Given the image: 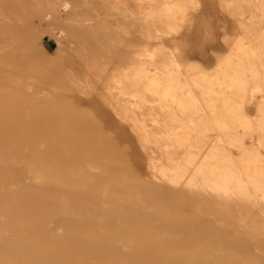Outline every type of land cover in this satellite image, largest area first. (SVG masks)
I'll use <instances>...</instances> for the list:
<instances>
[{"label": "rangeland", "instance_id": "obj_1", "mask_svg": "<svg viewBox=\"0 0 264 264\" xmlns=\"http://www.w3.org/2000/svg\"><path fill=\"white\" fill-rule=\"evenodd\" d=\"M61 1H67L70 9L58 8L55 12L60 6L56 0H0V62L4 69L0 65V73L18 70L19 76L28 75L25 79L33 86V91L20 90L18 96L0 95V116L5 110L16 112L17 118H37V111H42L43 115L41 122L34 119L31 125L27 123L20 131L12 132L15 137L1 120L0 141L5 140L0 142V150L3 148L0 154L5 152L3 156L7 160L13 155L9 150L29 151L28 156L25 154V163L17 160L7 167L13 166L10 173L21 176L15 181L14 189H28V195L32 196L31 184L35 181L32 167L40 166L46 171L41 170L45 182L54 181L49 176L57 177L58 173L69 192L70 202L61 209L72 206L76 212H81L83 203L76 201L77 198L85 201L92 212H97L92 192L103 184L118 193V198L106 199L108 209L122 215L147 214L144 209L136 211L131 204L136 189L118 179L130 176L140 185L142 197L155 205L150 211L151 219L160 225L154 227L156 230L153 226L147 227L146 231L153 230L156 236L165 235L163 231L174 227H167L157 216L173 215L180 224L175 230L191 229L197 234L201 230L211 232L229 245L234 264L251 263L257 258H262L264 263V233H252L254 229L264 230L259 227L263 223L264 195L255 203L244 184V181L263 182L259 175L264 174V133L259 126L257 108L264 107V74L260 61L251 54L240 53L245 40L236 24L240 22L238 13L242 12L246 18L242 24L253 32L250 38L264 39V18L256 15L254 20L248 21L257 2L201 0L202 6L195 11L188 3L175 9L170 0ZM151 25L164 36L159 41L145 42V31ZM205 27L210 36L207 39L202 35ZM182 38L188 42H183ZM233 38L235 42L230 45ZM162 45L182 46L189 60L207 68L192 73L189 80L197 95L208 94L207 112L212 121L201 115L198 106L177 87L181 82L175 84L173 99L161 98L167 85L163 83L164 77H179L168 65L169 58ZM252 73L258 82L252 80ZM118 74L130 82H116ZM155 77H159L160 89L157 92L144 89ZM239 85L251 93L247 100L241 97L243 90ZM34 92L43 93L47 99L37 98ZM47 100H56V108L47 104ZM176 102L184 103V112ZM25 109L29 112H22ZM22 141H25L23 149L3 145L6 142L21 145ZM31 160L35 164H31ZM64 166L70 173L89 174L93 178L88 181L82 176L66 177L68 172ZM91 166L93 170L87 169ZM181 173L184 178L179 179ZM172 177L178 182L175 187L169 184ZM74 180L88 183L86 187L77 186L78 195L72 194V188L76 187L72 185L76 184ZM0 181L8 182L7 179ZM47 189L57 190L51 184ZM1 192H4L0 197L4 210L0 220H5L13 213V198L6 195L11 192L8 184ZM228 198L229 203L225 202ZM40 205L37 199L35 206ZM222 205L227 207L222 209ZM41 213L48 216L46 236L66 238L71 235L83 240L89 237L90 228L72 226L63 211L45 209ZM241 213L246 217L240 219ZM130 229L132 238L152 235L142 226ZM100 235L112 239L115 233ZM6 236L10 238V232H6ZM126 253L138 252L130 246Z\"/></svg>", "mask_w": 264, "mask_h": 264}, {"label": "bare ground", "instance_id": "obj_2", "mask_svg": "<svg viewBox=\"0 0 264 264\" xmlns=\"http://www.w3.org/2000/svg\"><path fill=\"white\" fill-rule=\"evenodd\" d=\"M117 1L120 2V0H117ZM211 1L212 0H209V2H211ZM238 1L257 2L256 3L257 6H255L251 9L252 10L250 12L251 16H250L248 21L254 20V17H257V16L264 18V0H224V3L238 2ZM56 2L60 3V6L59 7L55 6L56 7L55 12H57L58 8H60L63 11H67L68 9H70V8H68L69 4L67 3V1L56 0ZM201 2H202L201 0H170L171 7L175 8V9H179L180 7H182V5L188 3L189 5H191V7L195 11L199 10ZM227 5H229V4H227ZM238 14H239L238 20L240 22L236 23V24H238V26H240V30L243 33V40H245L244 46H242V48L240 49L241 50L240 53L242 55L251 54L257 61H260V67L262 68V72L264 74V59H263V61L261 60L262 57H264V53L262 52V48L264 47V39L260 40V39H257L256 37L250 38V37H253V32L250 31V28L247 27V25L242 24V22L246 18L243 17L244 14L242 12H239ZM47 15H50V14L47 13ZM231 15H233V14H231ZM215 18H216V16H215ZM193 22H194V20H193ZM151 26H152L151 28H149V29H147V31H145V34H146L145 42L149 41L151 39L159 41V39L164 36V33L161 32L157 27H155L154 25H151ZM206 28L207 27L202 29V32H203L202 35L204 36V39L206 37L207 38L210 37L208 29H206ZM220 31H222V30L220 29ZM195 34H196V32H195ZM222 37H224V36H222ZM235 37H237V36H235ZM225 38H226V35H225ZM225 38H224V40H225ZM182 40H183V42H185V40H187V39L182 38ZM177 41H176V44L178 43ZM187 42H188V40H187ZM234 42L235 41L233 38L232 40H230V45H232ZM185 45H186V43H184L183 47ZM240 47H241V45H240ZM161 48L163 51L167 52V57L169 58V64L168 65L170 67H172L173 69H175V71H177V73L179 75V77H173V78L164 77L163 83H165L167 85H166V87H164L163 92H161L162 93L161 98L166 99V100L167 99H173L176 96L174 94L175 93L174 90H176L177 87H179V89L181 91L186 92L185 95L187 96V98H189L191 100V103H193L195 106H198L199 113L201 115H204L208 121H212V117H210L209 113L207 112L208 111L207 107L209 105L208 104V98H209L208 94L206 92H203L200 96L197 95L193 86L190 85V80H189V75H191L192 73H195L196 71H199V70H206L207 68H205L198 61L189 60L188 57H186V55L184 54V50H183L182 46L179 48L177 46L168 48L167 46L165 47L164 45H162ZM188 52H190V51H188ZM149 57H152V56H148V58ZM189 57H190V55H189ZM4 62L7 63L8 61L7 62L4 61ZM7 64H9V63H7ZM141 64L144 65L145 62L141 61ZM0 65L2 68L1 62H0ZM3 66L5 67L4 63H3ZM7 69H5V70H7ZM2 70H4V69L2 68ZM182 70L186 71V72L183 73ZM17 72H18V70H17ZM17 72L14 73L12 71H4L3 74L0 73V95L6 94V95H10V96H18L20 90L21 91L22 90L33 91V86L29 82V79H25L26 77L28 78V75L23 78V77L19 76L17 74ZM29 78H32V76L31 77L29 76ZM252 80L255 82H258V78L254 73H252ZM123 81L125 83L130 82V80L128 81L127 77H124V76H121L120 74H118L116 82L122 83ZM178 82H181L182 85H179ZM1 84H5V85H7V87H2ZM175 84H177L179 86H177ZM159 86H161V82L159 80V77H155L153 80H151V82L147 83V85L144 86V89H147V91L151 90L153 92H157V90L160 89ZM175 86H177V87H175ZM238 87H239V89L243 90L241 97L244 98L245 100H247L248 97H250L251 93L246 91L245 87L243 85H239ZM34 94L37 98L47 99L43 93L34 92ZM174 101H175V99H174ZM46 102H47V104H50L51 107H54V109L56 108V104L58 103L56 100H47ZM176 103L178 105H180L181 110L184 112L185 111L184 103H181V102H176ZM22 112H29V111L27 109H25V110H22ZM37 112H38L37 118L31 117V118L25 119V118H17L16 112L5 110L1 113L0 123H1V120H3L7 124V125L6 124L5 125L11 131L10 132L11 136L15 137L16 134L15 133L12 134V132L20 131L24 125H27V123L33 122L34 119L38 123L41 122L42 116H43L42 111L41 112L37 111ZM52 112H53V110H52ZM257 113H258V121H259L260 129L264 133V107L263 106L258 107ZM54 115H56V114H54ZM55 120L57 121V119H55ZM30 125H31V123H30ZM6 126H4V127H6ZM43 128L45 129V127H43ZM52 129H53V127H52ZM213 129L217 130V127H214ZM0 133H1V131H0ZM40 133L42 134V132H40ZM0 136H2V134ZM66 136H68V135L66 134ZM1 140L4 141L5 138H4V140L3 139H1ZM29 140H30V136H29ZM2 141H0V142H2ZM18 142H21V141H18ZM23 142H25V141H22L21 145H19V143H17V142H14V143L6 142L5 144H3V143H1V144L6 146L7 148H12V147L18 148V147L22 146V149H23V148H25V147H23ZM35 142H37V141H35ZM26 143H28V141H26ZM41 143H43V141ZM28 144H30V143H28ZM62 146H63V144H62ZM65 146H66V144H65ZM83 146H82V148H84ZM87 146H88V144H87ZM82 148L80 147V149H82ZM2 150H3V148H2ZM2 150H0V153L2 152ZM23 150L25 151V149H23ZM29 150L31 151L30 146H29ZM47 150L48 149H46L44 151H47ZM58 150H60V149H58ZM86 150H87V147H86ZM9 151H11L10 153L13 154V155L10 154L12 156V157H9L10 159L6 160L4 158L3 154L5 152L3 154H0V172L2 173V175L0 174V179H5V180L7 179L8 182L10 181L9 183L8 182L4 183V182L0 181V197H2L4 194V192L3 193L1 192L2 187L4 185L8 184L10 186L11 192H7L6 195L11 196L13 198V202H12L13 213L10 214L9 216H6L5 220H0V264H156V263L162 262V261L166 262V260L170 261L171 264H174V263H179V264H234V262H235L234 261L235 257H233L231 254L230 246L225 245L220 239H218L216 236H214L211 232L201 230V232L199 231V234H200L199 235V234L195 233V231L194 232H193V230L191 231V229H188L186 231H182V230H178V229L175 230V228L177 226H180V224L177 221L178 218L173 216V215L166 214L164 216H161V215L157 216V218H158L157 220H160L161 223H163L167 227H169V228L174 227V229H169L168 231H163V232H165V233H163L165 235L161 234L162 236H156L157 233L155 234V232L153 230L150 231L148 229V231H146L147 227L153 226V228H154V227L160 225V224H158V222L156 223L155 220L153 221L151 219L152 215H151L150 211L155 207V205H153L152 201L150 202V200L149 201L147 199L145 200V198L142 197L141 191L139 190L140 185L136 182V180L132 179V177H130V176L129 177L119 176L118 179L123 181V182L127 181L126 182L127 185H130L131 188L136 189L135 190V198L133 199L131 204L135 207L136 211L142 212V210L144 209V212H146L147 214L138 213V214H134L131 216L130 215H122L119 212L112 211L111 209H108V207L106 206V199L111 198L112 200H114V199L118 198L117 197L118 193H117L116 189L107 188L103 184L100 187H98L96 190L93 189L94 191L92 192V197H93V200L95 202V206L98 209L97 212H95V213L92 212L91 208L85 203V201H83L82 199H77V198H75L76 201H82V203H83V206H80L81 212H79V213L76 212L72 206L70 208L68 206V208H62L61 209V206L66 207L67 202H70V200L67 199V195L69 194V192L65 189V187H63L64 183L60 181L61 178H60V176H58V173L57 174L54 173L57 175V177L54 174H53L54 176H49L50 174L49 175L46 174L47 176H49V179L51 178V180H54V181H52L50 183L45 182V176H44L45 174L44 175L41 174L42 168L40 166H38V167L35 166L34 168L32 167V169L35 171V172L33 171L35 173V176H34L35 181L31 184V185H33V190L35 192L32 191L34 193L32 196L28 195V192H29L28 189H24V188L20 189L19 188L18 190H15L14 186H17V183L15 181H19L21 179V176L17 177V175L15 176L14 174L12 175L10 173L12 171L13 166H10L11 168L10 167L7 168V167L9 164L12 165V163H14V162L17 163V160L18 161L20 160L22 162L24 160L26 161V159H24L25 154L27 155L29 153V151H28V153H25L24 151L21 152L20 149L19 150H17V149L16 150H9ZM80 151H82V150H80ZM89 151L90 150H88L87 154L85 153V155H88ZM107 153L111 154V152H107ZM33 154H35V153H33ZM68 154H69V152H68ZM71 154H73V153H71ZM44 155H46V153ZM78 156H79V154H78ZM92 156H93V154H92ZM82 157L83 156L81 155V159H82ZM27 159H28V157H27ZM58 160L61 161V158ZM79 160H80V158H79ZM121 161H123V160H121ZM56 162H57V160H56ZM79 162H82V161H79ZM110 162H111V160H110ZM23 163H25V162H23ZM27 163H28V161H27ZM30 163L31 164L34 163V160ZM58 164H56V166H58ZM28 165H29V163H28ZM71 165H73V164H71ZM67 166H64V170ZM69 167H70V165H69ZM73 167H75V165H73ZM58 168H59V166H58ZM60 168H63V166H61ZM96 168H97V166H96ZM66 169H68V167ZM87 169L93 170L92 166H91V168L89 167ZM18 170H19V168H18ZM2 171L7 172V174H3ZM42 171L46 172L45 170H42ZM65 171H67V170H65ZM67 172L68 173L66 174V177L68 175V177H70V178L71 177L76 178V177L82 176V178L84 180L87 179L88 181L91 178H93L92 175H89V174H84L85 175L84 176L82 174L81 175L77 174V173L75 174V171H73L74 174H73V172L70 173L69 170ZM239 173L242 174L241 171H239ZM126 174H127V172H126ZM158 174L162 176V174L160 172H158ZM126 176H128V175H126ZM162 177L164 178V176H162ZM259 177L263 180V182L244 181L245 186L249 189L251 199L255 203H258V200L260 198L262 199V197L264 195V174H260ZM182 178H184V173L180 174L179 179H182ZM75 181L76 180H74L72 182H75ZM48 184L49 185L51 184L52 187L56 188L57 190L56 191L55 190H53V191L48 190L47 189ZM107 184H109V183L107 182ZM169 184L173 187L177 186L178 182L176 180V177H174V178L172 177V179H170V181H169ZM72 185L76 186L75 188H72V194L78 195V191L80 188L77 186L86 187L88 185V183L87 182L76 183V184L73 183ZM142 192H143V190H142ZM37 199L41 202L42 205L35 206V202ZM75 200H73V201H75ZM239 200L242 201L243 199L242 200L239 199ZM180 201H181V199H180ZM225 202L229 203L230 202L229 198L226 199ZM3 206H4V202L0 201V218L2 217V213H3L2 211L4 210ZM156 206H158V205H156ZM41 207H43V208L41 209ZM195 207H198V205ZM226 207L227 206L222 205V209H225ZM45 209H49V210L51 209L52 211H57V210L60 211L61 210V211H63V213L67 214V218L69 219L68 221L71 223L72 226L79 227V228L80 227L81 228L82 227L90 228V231L88 232L89 237L85 238V240H83L80 237L71 236V235L67 236L66 238L46 236V234H47L46 226L48 223V221H47L48 216L45 213H41V210H45ZM198 210H199V208H198ZM239 217H240V219H243L244 217H246V214L241 213L239 215ZM261 217L263 218V223H261V226H259V227L264 228V212L261 214ZM140 226L144 227L146 232H148V233L152 232V233H150L152 235H148L149 238L148 237H143V238L141 237L142 235L145 236V234H142L141 236L140 235L136 236L135 238H132L131 236H129L130 232L132 231V229H130V228H136V227H140ZM193 228H194V226H193ZM112 229H114V230H112ZM196 229L199 230V228H196ZM110 231L111 232L114 231V233H115V236L112 239H110V238L104 239L103 238L104 236L102 237L100 235V234L108 233ZM6 232H10V234H11L10 238H8V236H6ZM254 232L264 233V230L254 229V230H252V233H254ZM80 233H82V232H80ZM111 243H113V244H111ZM130 246H133L135 248V250H137L138 253H136L134 255H128L126 253V250L129 249ZM148 250H152V251L149 252ZM244 264H264V263L262 261V258H257L256 260H254V262H251V263L246 262Z\"/></svg>", "mask_w": 264, "mask_h": 264}]
</instances>
